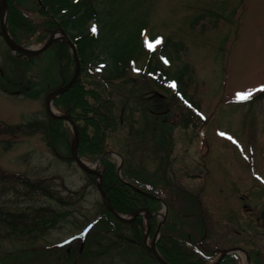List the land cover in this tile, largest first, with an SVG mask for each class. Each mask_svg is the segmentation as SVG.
I'll return each instance as SVG.
<instances>
[{
    "label": "rangeland",
    "instance_id": "374dc122",
    "mask_svg": "<svg viewBox=\"0 0 264 264\" xmlns=\"http://www.w3.org/2000/svg\"><path fill=\"white\" fill-rule=\"evenodd\" d=\"M13 1L26 23L10 37L38 48L57 27L44 25L38 0ZM121 8L145 19V38L183 44L193 105L137 71L107 82L117 118L105 138L107 162L155 190L161 202L147 207L156 224L169 215L165 230L213 253L206 264L230 248L245 250L248 264H264V91H253L264 86V0H122ZM60 42L27 56L12 51L0 30V264H159L145 244L156 229L150 225L145 238L141 216L135 238L130 222L110 212L98 177L72 158L69 122L45 132L48 93L76 71L66 42L73 62L64 67ZM249 91L251 98L238 99ZM99 157L80 159L94 165ZM90 167L103 181V165ZM235 254V264L247 263Z\"/></svg>",
    "mask_w": 264,
    "mask_h": 264
},
{
    "label": "trees",
    "instance_id": "16d2710c",
    "mask_svg": "<svg viewBox=\"0 0 264 264\" xmlns=\"http://www.w3.org/2000/svg\"><path fill=\"white\" fill-rule=\"evenodd\" d=\"M7 2L9 4L7 28L14 33L16 27L26 23V20L23 18L21 8L13 0ZM40 2L39 11L45 15L44 25L51 29L62 28L76 44L80 63L79 76L76 82L55 97L52 103L67 110L76 123L79 130V156L88 153L100 156L104 153L106 135L117 127L114 101L104 94L107 93V82L120 80L137 71L141 78L149 76L164 86L172 99L179 98L193 105L187 98L193 69L188 63L180 60L183 44L167 36L149 50L147 44H155V36L148 35L145 38L143 35L145 19L137 15L138 13L131 15L128 12L130 10L122 9V0H40ZM99 2L104 4L101 6ZM132 9L135 10V7ZM26 26L28 27V24ZM93 27L96 29L95 32L92 31ZM57 46L62 50L60 55L64 67L65 65L68 67L73 60L67 44L60 42ZM17 57L20 59L19 56H15ZM172 84H175V87L170 89L169 86ZM60 123V119L48 117L45 124L46 134H51ZM125 163L124 158L123 167ZM102 165L104 167L102 187L115 211L129 214L137 208L147 207V202L152 201L153 198L137 192L123 182V180L130 184L140 182L126 173L125 169H121L123 179L121 180L115 172V166L107 162L106 156L102 159ZM146 191L155 194L154 189L149 188ZM165 202L171 210L168 201ZM168 217L169 215L160 226V235L156 242V248L166 262L206 264L214 257L213 253L203 249L201 244H193L186 238L177 236L178 234L167 232L165 224ZM143 225L141 216L130 222L129 227L135 238H141ZM156 226V219L152 217L151 228L154 230ZM235 261L236 254L230 253L224 255L217 264H235Z\"/></svg>",
    "mask_w": 264,
    "mask_h": 264
},
{
    "label": "water",
    "instance_id": "95a60500",
    "mask_svg": "<svg viewBox=\"0 0 264 264\" xmlns=\"http://www.w3.org/2000/svg\"><path fill=\"white\" fill-rule=\"evenodd\" d=\"M6 13H7L6 0H0V30H1V34H2L5 42L7 43V45L10 47V49L12 51L18 52L20 54L27 55V56H35V55L41 53L42 51H44L46 48H48L52 43H54L56 41H65L68 44V46H69V48H70V50L72 52L74 61H75L76 71H75L74 76L66 84H63L60 87H58V88H56V89H54V90H52V91H50L48 93V96L46 98V106H47V109H48V113H49V115L51 117L66 120L67 122H69V124L73 128L74 139H73V142H72V145H71L70 154H71L72 158L75 160V162L77 163V165L82 170H84L85 172H88L90 174H94V175H96L98 177L97 188H98L100 194L103 196V198L105 200H107L110 212L113 213L120 221H123V222H130L137 215H140V214H143V213L145 214V220H146V234H145V238H147V233L150 230V216H152L153 213L149 212L146 208H140V209L135 210L131 214V216L129 218L117 214L114 211V209L111 207L109 199H108V197L106 195V192L102 188V177H101V175L96 171V169H92L90 166H86L82 162V160L79 158V156H78L79 132H78V129H77L76 125L74 124L73 120L71 119L70 115H68V114H54L51 111V108L53 107L52 106V99L54 97L58 96L59 94H61L62 92L66 91L73 84V82L77 78L78 71H79V60H78L77 50H76L75 44L68 37V35L61 28H59L58 31L61 32L60 35L48 36L46 38V40L44 41V43L41 46H39L38 48L30 49V48H26V47H24L22 45H19V44H17L16 42H14L12 40V38L10 37V35H9L7 29H6ZM52 32H54V31H52ZM105 154H107V153H105ZM104 155H102L98 159V163L101 162V159H102V157ZM98 163L95 164V166H97ZM117 174H118V177L120 178L119 168L117 169ZM133 188L136 189L137 191H139L140 193H143V194H145V195H147L149 197L158 199L157 197H155L153 195H150V194H148V193H146V192H144V191H142V190H140V189H138V188H136L134 186H133ZM163 206L165 208V204H163ZM159 226H160V224L157 226L156 233H155L153 239L151 240L150 245L147 248L151 251V253L156 258V260L158 261L159 264H169L160 256V254L158 253V251L155 248V242H156V239L158 237ZM145 243H146V241H145ZM237 250H240V251L244 252V254L246 256V262L248 264L249 256L245 252V250H243L241 248H230L228 250H223L221 252V254L218 256V258L216 260H214L210 264H216L221 259V257L223 255H225L227 253H230V252H233V251H237Z\"/></svg>",
    "mask_w": 264,
    "mask_h": 264
},
{
    "label": "snow or ice",
    "instance_id": "6c2138e0",
    "mask_svg": "<svg viewBox=\"0 0 264 264\" xmlns=\"http://www.w3.org/2000/svg\"><path fill=\"white\" fill-rule=\"evenodd\" d=\"M92 31H93V32L96 31L95 27H93ZM159 43H160V41L157 40V41L155 42V44H147V47L149 48V50H152V49L155 47V45H158ZM98 70H99V69H98ZM171 87H175V84H172ZM253 91H264V86H262V87L259 88V89H255V90H253ZM252 94H253L252 91H249V92H247V93H240V94H238V99H244V100L249 99V98H251Z\"/></svg>",
    "mask_w": 264,
    "mask_h": 264
},
{
    "label": "bare ground",
    "instance_id": "6f19581e",
    "mask_svg": "<svg viewBox=\"0 0 264 264\" xmlns=\"http://www.w3.org/2000/svg\"><path fill=\"white\" fill-rule=\"evenodd\" d=\"M60 34H61V32L57 30V31H54V32L50 33L49 36L60 35ZM51 111L54 112V113L56 112V110L53 109V108H51ZM86 165L90 166V164H86ZM123 216L124 217H129L130 216V213H129L128 216H126V215H123ZM142 216H145V214L143 213Z\"/></svg>",
    "mask_w": 264,
    "mask_h": 264
}]
</instances>
